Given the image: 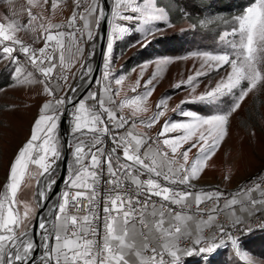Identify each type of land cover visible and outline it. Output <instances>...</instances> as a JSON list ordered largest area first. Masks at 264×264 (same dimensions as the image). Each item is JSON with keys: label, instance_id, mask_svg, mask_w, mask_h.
Listing matches in <instances>:
<instances>
[{"label": "snow or ice", "instance_id": "1", "mask_svg": "<svg viewBox=\"0 0 264 264\" xmlns=\"http://www.w3.org/2000/svg\"><path fill=\"white\" fill-rule=\"evenodd\" d=\"M48 4L49 0H27L28 20L24 24L8 14L0 16V58L18 62L19 57L13 53H21L41 74L43 79L38 82L44 85V92L53 97L43 104L29 140L9 166L5 194L0 197V264H181L182 256L192 255L195 246H199V253L213 251L218 238H227L236 246L232 229L242 225L249 215L264 211V181L255 177L253 180L259 182L248 181L251 188H238L229 198L216 189H196L192 181L215 154L226 135L230 116L258 85L264 86V0H254L235 17L231 30L224 33L225 37H232L227 50L204 54L206 64L195 73L199 77L207 74L206 68L217 72L224 65L230 68L214 88L192 97L214 101L221 95H235L226 109L210 117L182 112L190 117L188 122L167 121L155 138L129 130L137 124L151 128L164 115L167 97L158 102L157 112L147 121L137 122L117 111L124 104L150 97L155 90V77L145 81L143 96L124 104L116 103L114 96L119 92L111 93L107 84L104 92L111 93L107 99L97 93H85L94 101L91 105L86 106L82 97L73 103L69 96L67 103L75 108L74 166L68 180L71 190L64 191L62 200L48 210L50 216L35 217V232L31 233L28 222L33 210L18 199V191L27 177L37 183L38 202L40 197L47 199L39 191L40 178L51 175L52 165L60 157L57 128L61 106L66 104L63 97L56 96V89H62L58 81L67 82L66 72L83 55L81 45L93 38L94 29L102 21L112 25L113 33H124L126 26L117 20L162 18L142 7L145 0H113L107 10H98L97 0H51L48 11L55 13L65 4L70 15L66 23H45L47 17L34 14L33 8L43 10ZM129 12L141 15H128ZM38 28L41 35L34 36L33 43L42 42V47L25 43L18 35L21 31L36 32ZM148 31L150 34L151 29ZM112 48L113 37L108 36L106 62ZM16 71H20L19 67ZM85 71L91 72V68ZM195 77L189 76L186 81L193 90ZM104 78H108L107 71ZM245 81L247 86L241 87ZM116 83L122 80L117 79ZM70 88L76 92L74 86ZM236 89L238 93L234 92ZM139 111H133L132 117ZM121 129L125 131L121 133ZM177 130H182V134L169 135ZM106 136L110 137L107 150ZM193 149H197V156L190 164ZM30 165L35 166V172L29 170ZM104 175L108 179L103 181L101 197L99 185ZM52 183L55 181H50L49 188ZM240 194L243 199L238 198ZM221 215L224 220L219 219ZM206 228L210 229L207 236Z\"/></svg>", "mask_w": 264, "mask_h": 264}, {"label": "rangeland", "instance_id": "2", "mask_svg": "<svg viewBox=\"0 0 264 264\" xmlns=\"http://www.w3.org/2000/svg\"><path fill=\"white\" fill-rule=\"evenodd\" d=\"M179 2L187 15L201 14L195 13L186 0H179ZM252 2L254 0H235L226 12H218L214 5L212 9H206L203 12L202 19L195 27L187 21L178 25H170L164 9L157 8L155 0H145L142 7L162 16V18L117 20L116 23L126 26L127 30L124 33H113L112 25L109 24L108 36L113 37L112 52L106 62L105 50L101 72L88 93H97L100 97L107 99L111 93L118 90L119 94L114 96V100L117 104H124L125 101L131 102L133 99L143 96L146 91L145 81L150 77H155L153 81L155 90L150 97L134 104H124L122 109L117 110L119 115H124L137 122L147 121L157 112L158 102L163 97H167L163 109L164 115L159 117V121L153 127L147 128L137 124L132 129L137 133H146L153 138L167 121L188 122L190 117L182 115V112L210 117L226 109L235 100V95H221L214 101L193 100L192 97L202 95L207 90L214 88L220 78L226 76L227 71H230L229 66L224 65L218 72L206 68L207 74L199 77H195V73L202 64H206L204 54H217L227 50L228 41L232 37H225L224 33L231 30L235 24V17L242 14ZM38 3H42V0H38ZM97 3L99 10L101 7L99 0ZM111 6H113V0H111ZM27 7V0H0V16L8 14L11 18L24 24L28 20ZM50 7L51 0H49L48 9ZM48 9L47 5L43 10L40 7H34L33 13H42L47 17ZM69 11L70 9L65 4H61L55 13L48 11L51 16L44 22L61 24L66 20ZM239 11H241L240 14H237ZM227 13H235V16L228 18L226 17ZM127 14L141 15L131 12ZM36 23L34 22V24ZM149 29H151L150 34ZM97 32L98 29H94L93 38L86 43V51L79 60L71 65V70L66 72L67 82L58 81L62 85V89H56L57 97H63L66 100L70 86H73L78 80H83L90 73L85 69H92L93 66ZM18 35L27 44L37 48L42 47V42L33 43L34 36L41 35L39 28L36 32L21 31ZM123 40L129 46L124 53H120L116 50L115 45L116 42L120 43ZM135 53L142 55L143 61L129 73H124L123 63ZM13 56H18L19 61L13 62L7 58H0V76L6 74L10 79V84L0 89V197L5 194L4 185L10 164L14 161L19 149L29 140L34 122L39 117L43 104L53 99L52 96L44 92V85L38 82L43 78L33 71L27 60L17 52H14ZM106 63L107 67H105ZM18 67L19 72L16 71ZM106 71L108 73L107 80L104 78ZM189 76L195 77L193 80L194 90L192 85L186 83ZM117 79H121L122 83L117 84ZM106 84L110 86L111 93L104 92ZM246 86L247 82H242L241 87ZM234 92L238 93L239 89ZM92 101L89 95L84 99L86 106ZM112 106L115 107V105ZM137 109H141V111L132 117V112ZM71 119L73 121V117ZM181 134L182 130L169 133L172 136ZM58 144L61 152L59 139ZM196 156L197 149H193L189 154L190 164ZM57 161L58 159L52 165L51 170L56 166ZM29 170L35 172L36 168L34 165H30ZM55 177L56 175L52 176L50 181L55 180ZM255 177H259V181H264V86L260 85L249 94L240 109L230 116L226 135L198 176L203 181L210 178L211 183L216 186L222 185L227 188L224 193L228 198L232 196V190L251 188L252 184H248V181L252 180L253 184L259 182L253 180ZM62 196L63 189L58 202L62 200ZM18 199L28 203L33 210V218L28 222L29 230L37 211L38 190L35 180L26 177L18 191ZM20 207L23 211V205ZM252 219L254 218L245 220L242 224L243 230L251 226ZM237 241L236 246L214 249L206 253H199L196 248L192 255H185L181 258V264H190L186 261L188 258H192L191 261L201 259V264H207L209 258L217 257L220 252L219 255L227 264H249V261L252 264H264V231H256Z\"/></svg>", "mask_w": 264, "mask_h": 264}, {"label": "water", "instance_id": "3", "mask_svg": "<svg viewBox=\"0 0 264 264\" xmlns=\"http://www.w3.org/2000/svg\"><path fill=\"white\" fill-rule=\"evenodd\" d=\"M100 6L105 8L107 10L109 6H111V0H99ZM109 35V24H105V22H101L98 32H97V38L95 41V52H94V58H93V66L91 69V72L84 78L86 79L83 84L78 87V81L73 85L76 88V92L73 93L71 91V88L68 91L67 98H66V104L61 107L62 114L60 116V120L58 122V128H57V135L58 139L61 145V152L60 157L58 158V161L56 163V166L50 170L51 171V177L56 175L55 177V183H52L48 192L46 193L45 197L47 199H44L43 197L37 199V211L35 214L36 216H40L43 214L44 216H50L49 209H52L54 205H56L59 201V197L61 195L62 189L64 185L66 184L68 180V176L70 175V170L72 169V163L70 161V144L74 140V134L69 132V124L72 118V113L75 110L73 107V104L67 103V100L69 96L73 97V103H75L77 100H79L81 97L83 100L87 95L85 93L89 92L92 85L96 82L102 66H103V59L105 50L107 47V37ZM49 175L45 174L44 177L40 178L42 180V183L39 185V189L46 178H48ZM38 190V186H37ZM33 220V224L36 223V220ZM29 231L31 233L35 232V229L30 227ZM37 239H39L37 237ZM39 264V262H37Z\"/></svg>", "mask_w": 264, "mask_h": 264}, {"label": "trees", "instance_id": "4", "mask_svg": "<svg viewBox=\"0 0 264 264\" xmlns=\"http://www.w3.org/2000/svg\"><path fill=\"white\" fill-rule=\"evenodd\" d=\"M189 5L192 7L193 11L195 13H201L199 15L192 14H186L183 10L182 4L179 2V0H155V5L157 8H162L168 15V22L170 25H178L183 21H187L191 25L197 27L200 20L202 19L203 12L206 9H212V7L215 5V10L217 9L218 12H226L229 8V6L235 2V0H186ZM241 11L237 12V14H240ZM235 16V13H227L226 17L232 18ZM166 44V42H164ZM129 44H126V42L123 40L120 43L116 42V50L120 53H124ZM141 57V58H140ZM142 55H138V53H135L131 57H129L122 65V69L124 73H129L133 68H135L137 65H139L142 62ZM10 84V79L6 74H3L0 76V89L5 88ZM221 253V252H220ZM218 253L217 257H211L208 260L207 264H227L225 261L222 260L221 255ZM192 258L186 259L187 262H190V264H201V259H197L196 261H191ZM240 264V263H239Z\"/></svg>", "mask_w": 264, "mask_h": 264}, {"label": "built area", "instance_id": "5", "mask_svg": "<svg viewBox=\"0 0 264 264\" xmlns=\"http://www.w3.org/2000/svg\"><path fill=\"white\" fill-rule=\"evenodd\" d=\"M69 15H70V13H69ZM66 21H67V19L63 23H66ZM86 43L81 45V47L83 48L84 52L86 51ZM17 53H19V52H17ZM19 54H21V53H19ZM23 58H25V57L23 56ZM28 64L33 69V67L30 65L29 62H28ZM33 71L41 76V74L39 72L35 71L34 69H33ZM57 71H59V70L57 69ZM41 78H42V76H41ZM93 103L94 102L92 101L89 105H91ZM73 127H74V124H73V121L71 119L70 124H69V132L70 133H73V131H72ZM104 141H105V150H107V148L110 147V137H107V136L104 137ZM74 142H75V138H74L73 142L70 144V161L72 163V166H74V156H73V152H74L73 144H74ZM85 162L87 163L88 161L86 160ZM107 179H108L107 175L102 176L101 183L99 185V190H100L101 197L103 196V192H104V188H105V184L103 183V181L107 180ZM206 180L207 181H203L202 179L198 178L195 182H193V184L197 188L206 187L208 182L210 181V179H206ZM67 190H71L69 188L68 182H66V184L64 185L63 192L67 191ZM208 203L210 204L211 202H208ZM221 203H223V199L221 200ZM201 207H205V205L202 204ZM219 219L220 220H224L225 217L223 215H221L219 217ZM237 228L239 230H237ZM237 228H233L232 231H231V235L234 238H236L237 240L240 239L241 237L248 236V235H250V234H252V233H254L256 231H264V215L255 216L254 219H252V221H251V226L248 229H246V230H243V225H238ZM209 232H210V229L205 230L204 231V235L207 236L209 234ZM217 241H221V243H217V245L223 243V245L219 246L217 249H221L223 247H225V249H226L229 246L233 247V245L231 244V241L228 240L227 238H224V239H219L218 238Z\"/></svg>", "mask_w": 264, "mask_h": 264}, {"label": "crops", "instance_id": "6", "mask_svg": "<svg viewBox=\"0 0 264 264\" xmlns=\"http://www.w3.org/2000/svg\"><path fill=\"white\" fill-rule=\"evenodd\" d=\"M48 6H49V4L47 5V9H48ZM69 13H70V11H69ZM49 16V17H48ZM50 16H51V14H49L48 13V10H47V19H49L50 18ZM68 16H69V14H68ZM68 16H67V18H68ZM66 18V19H67ZM54 23V22H53ZM57 22H55L54 24H56ZM83 54H84V51H83ZM80 59V58H79ZM79 59H77V60H79ZM76 60V61H77ZM91 102H89L87 105H89ZM73 124H74V121H73ZM127 127V126H126ZM129 130H132V129H129ZM125 130L124 129H121L120 130V132L121 133H123ZM137 133V132H136ZM70 176V175H69ZM69 176H68V178H69ZM143 179V178H142ZM210 179V178H209ZM211 180V179H210ZM196 180H193L192 181V183L193 182H195ZM196 189H204V190H212V189H216V190H219V191H221V192H223L224 193V191H226L227 190V188H225V187H223L222 185L220 186V187H218V186H216V184H214V183H211V181H209L208 182V184H207V186L206 187H200V188H197L196 187ZM237 189H235V190H232L233 191V193L236 191ZM232 193V194H233ZM226 194V193H225ZM253 195H258L257 193H253ZM225 198H228V196L226 195V197ZM238 198H240V199H243V194H240L239 195V197ZM238 207V206H237ZM257 215H264V211H262V212H257L255 215H249L248 217H247V219L246 220H248V219H250V218H254L255 216H257ZM205 230H207V228L205 229ZM199 246H195V249L196 248H198ZM185 256V255H184ZM183 257V256H182Z\"/></svg>", "mask_w": 264, "mask_h": 264}, {"label": "bare ground", "instance_id": "7", "mask_svg": "<svg viewBox=\"0 0 264 264\" xmlns=\"http://www.w3.org/2000/svg\"><path fill=\"white\" fill-rule=\"evenodd\" d=\"M85 80H86V79H83V80H81V81L79 80L77 86L80 87V86L83 84V82H85ZM62 107H63V106H62ZM50 180H51V175H50L48 178L45 179V181L43 182V184L41 185V187H40V189H39V191H43L45 195H46V193H47L48 190H49V183H50ZM50 186H51V185H50ZM40 198H42V197H40ZM40 198H39V199H40ZM217 243H221V241H218ZM221 245H223V243H222V244H218L217 247H216V249H217L219 246H221ZM217 250H218V249H217Z\"/></svg>", "mask_w": 264, "mask_h": 264}]
</instances>
